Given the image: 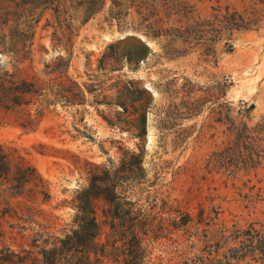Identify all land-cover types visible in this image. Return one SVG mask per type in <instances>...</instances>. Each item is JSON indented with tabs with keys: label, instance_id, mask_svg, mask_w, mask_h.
<instances>
[{
	"label": "rangeland",
	"instance_id": "1",
	"mask_svg": "<svg viewBox=\"0 0 264 264\" xmlns=\"http://www.w3.org/2000/svg\"><path fill=\"white\" fill-rule=\"evenodd\" d=\"M182 1L203 16L217 5H251ZM154 20L139 0H0V74L15 71L32 42L31 60L19 67L42 88L22 97L27 106L0 103V145L13 161L32 164L49 191L47 199L26 192L11 199L17 214L0 215L1 245L40 258L32 240L75 229L89 189L98 194L92 264H198L192 258L202 243L193 247L189 236L197 227L264 224V163L237 178L207 168L226 140L219 119L252 126L264 115V21L235 33L232 49L139 31ZM201 210L212 216L210 228L197 224ZM188 215L194 221L180 225Z\"/></svg>",
	"mask_w": 264,
	"mask_h": 264
},
{
	"label": "trees",
	"instance_id": "2",
	"mask_svg": "<svg viewBox=\"0 0 264 264\" xmlns=\"http://www.w3.org/2000/svg\"><path fill=\"white\" fill-rule=\"evenodd\" d=\"M98 1L103 3L104 0ZM249 1L251 5L244 10L229 5H217L211 8L208 15L203 16L189 3L183 7L182 0H139V10L143 13L151 11L155 13V20L149 25H140L139 31L156 37L171 38L174 44L182 41L194 45L208 43L211 46L225 41L230 43L233 49L235 33L258 30L262 27L264 17L260 6H264V0ZM167 25L171 26L167 27ZM31 36L33 37V33L28 35L27 40ZM31 46L32 42L27 46V57L20 61L14 60L15 71L0 74V103L7 108L22 104L27 106L30 101L23 102V96L35 97L41 94L42 88L38 81L26 78L19 67L24 60H31ZM144 50L147 51L148 47L145 46ZM77 95V93L72 94V96ZM62 96L67 101H71L70 97ZM200 101L205 102L207 99L195 100L196 103ZM184 103L186 105L189 102ZM221 105L227 107V102H221ZM254 108V104L250 105L247 113ZM192 110L189 108V113H192ZM225 118V121L219 119V122L226 126L223 131L226 140L211 153L207 160V168L210 172H222L228 177L237 178L242 173L248 174L257 170L264 163V115L252 126L247 122L237 124L229 115ZM22 126L27 127L29 123ZM254 188L255 185L250 187L251 190ZM25 192L29 197L49 198L48 185L36 168L22 157L13 161L0 145V215H16L17 211L12 206L11 199L19 198ZM80 195V203L76 207L75 229L59 237L49 235L42 239L43 236L39 235L41 238H34L33 247L38 248L37 253L40 258L33 257L34 252H17L10 245L0 243V264H28L29 261L32 264H92L91 254H97L92 247L96 246L99 235V223L92 198L98 194L92 193L89 189ZM257 196L261 198L260 191ZM246 197L249 199L251 196L246 195ZM220 208L215 206L211 208L216 214L215 218H219ZM210 217L212 216L205 215V211L201 210L197 224L204 222L205 226L210 228L209 222L213 219ZM205 219L210 220L207 222ZM193 221L191 215L184 216L180 225L188 226ZM213 226V230L216 231L197 227V231L190 232V238L194 239L193 247L197 246L196 240L202 243V247L197 248L198 252L192 258L194 263L264 264L263 223L252 222L246 228L236 223L228 225L225 222L214 223ZM199 229L201 230L198 231Z\"/></svg>",
	"mask_w": 264,
	"mask_h": 264
},
{
	"label": "water",
	"instance_id": "3",
	"mask_svg": "<svg viewBox=\"0 0 264 264\" xmlns=\"http://www.w3.org/2000/svg\"><path fill=\"white\" fill-rule=\"evenodd\" d=\"M141 40H142L143 42H145V40H144L143 38H141Z\"/></svg>",
	"mask_w": 264,
	"mask_h": 264
}]
</instances>
